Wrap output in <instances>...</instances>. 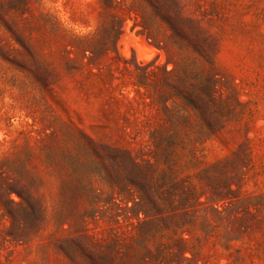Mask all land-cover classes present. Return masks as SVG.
I'll use <instances>...</instances> for the list:
<instances>
[{"label": "rangeland", "instance_id": "374dc122", "mask_svg": "<svg viewBox=\"0 0 264 264\" xmlns=\"http://www.w3.org/2000/svg\"><path fill=\"white\" fill-rule=\"evenodd\" d=\"M0 264H264V0H0Z\"/></svg>", "mask_w": 264, "mask_h": 264}, {"label": "trees", "instance_id": "16d2710c", "mask_svg": "<svg viewBox=\"0 0 264 264\" xmlns=\"http://www.w3.org/2000/svg\"><path fill=\"white\" fill-rule=\"evenodd\" d=\"M158 220H154L152 223H146L145 226H149L150 228H148L145 232V236L144 240L142 242H140V244L142 245L141 247L143 249H145L146 251L150 252L149 246L146 244L147 238H153L155 236V234L157 233V231H159V224H158ZM165 248L164 244H158L157 249H163Z\"/></svg>", "mask_w": 264, "mask_h": 264}]
</instances>
